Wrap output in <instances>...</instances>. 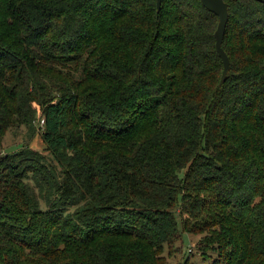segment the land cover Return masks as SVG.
Instances as JSON below:
<instances>
[{
  "label": "trees",
  "instance_id": "trees-1",
  "mask_svg": "<svg viewBox=\"0 0 264 264\" xmlns=\"http://www.w3.org/2000/svg\"><path fill=\"white\" fill-rule=\"evenodd\" d=\"M225 2L221 83L200 0H0V146L47 152L0 155V264H264V4Z\"/></svg>",
  "mask_w": 264,
  "mask_h": 264
},
{
  "label": "rangeland",
  "instance_id": "rangeland-1",
  "mask_svg": "<svg viewBox=\"0 0 264 264\" xmlns=\"http://www.w3.org/2000/svg\"><path fill=\"white\" fill-rule=\"evenodd\" d=\"M37 131L38 133H36L33 138H31V131L24 127L9 131L2 142L3 144L0 146V153H2L0 155L3 156L5 154L18 152L24 145H28L44 153V155H47L45 151L46 146L38 128ZM184 237V244L181 242L182 240L179 241L176 250L170 253V251L166 249L164 255L168 264H182L185 261L188 262V264H212L215 257L207 256V258H203L201 252L198 250V243L201 237L190 234L184 235Z\"/></svg>",
  "mask_w": 264,
  "mask_h": 264
},
{
  "label": "water",
  "instance_id": "water-1",
  "mask_svg": "<svg viewBox=\"0 0 264 264\" xmlns=\"http://www.w3.org/2000/svg\"><path fill=\"white\" fill-rule=\"evenodd\" d=\"M200 1L203 4V6H205L210 12L214 13L219 18V24H218L217 31L215 33V37H216V42H217L216 48L224 64V71H223L222 80H221V83H224L231 70L230 59L223 49L225 31H226V27H227L229 16H230L229 15V4L225 2V0H200ZM255 1H258L264 4V0H255ZM161 5H162V0H157L158 11H160Z\"/></svg>",
  "mask_w": 264,
  "mask_h": 264
},
{
  "label": "built area",
  "instance_id": "built-area-1",
  "mask_svg": "<svg viewBox=\"0 0 264 264\" xmlns=\"http://www.w3.org/2000/svg\"><path fill=\"white\" fill-rule=\"evenodd\" d=\"M41 123L44 124V121L42 120Z\"/></svg>",
  "mask_w": 264,
  "mask_h": 264
}]
</instances>
